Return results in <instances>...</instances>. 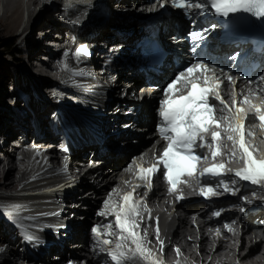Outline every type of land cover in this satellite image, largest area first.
<instances>
[{
	"label": "bare ground",
	"instance_id": "bare-ground-1",
	"mask_svg": "<svg viewBox=\"0 0 264 264\" xmlns=\"http://www.w3.org/2000/svg\"><path fill=\"white\" fill-rule=\"evenodd\" d=\"M44 1L0 0V38L9 34L7 41L10 42L14 36L21 37L27 33L22 39L24 47H18L16 50L24 55L18 60L28 68L25 70L28 71L26 73L23 68L14 64V58L9 61H0V140L1 137H4L6 145L5 149H0V249H3L0 251V264H68L70 261L73 264H80L81 259L86 261L85 264H101L104 262L102 258L93 261L90 257L92 252L89 245L91 244L92 248L98 251L102 246L100 244L98 247L97 240L102 241L104 238L99 235L91 238V229L93 226L99 225V233L109 235V230L105 226L111 224V232H113L115 227L113 228L112 217L108 215L101 217L96 213L102 211L100 207L105 200L109 199L110 195L112 202L116 200L118 190L121 189V181L123 183L130 181L133 185L140 184L139 177L135 178L134 174H130L129 176L132 175V177L128 176L125 180L122 176L116 175V171L124 164L123 155L131 149L130 139H124L122 136L124 132L120 130V125L136 124L140 121L139 118L123 121L119 114L111 112V106H120L123 102L113 100L105 106H96L85 95L70 89L73 87L77 91H81L86 83L85 80H91V76L79 72L69 73V71L61 70V67H56V62L62 61L59 57L60 52L67 46L60 43L63 40L61 36L50 39L51 34L48 31L56 30L57 32L59 27L54 24L59 22L62 23L60 28L70 29L71 24L66 18L71 19L79 13H85L86 8H79L78 0H64L65 12H63L60 6V2L63 0H59V5L56 0H52L48 5L41 6ZM141 1L122 0L120 7V1L112 0V4H110L104 0V16L93 14L89 10L92 15L84 27V32L88 33L87 39L91 43H96L98 39L108 41L109 36L115 35L109 21L113 20L119 26L129 25V28L120 29L118 36L125 39L126 45L132 43L138 38V35L130 25L142 17L140 13H137V6H142ZM69 2L73 4V7L66 9L65 5ZM130 2L132 4L128 6L127 4ZM135 4L136 7L133 9ZM106 12L107 14L116 12L119 16L116 17L113 14L114 16L109 18ZM33 15L36 18L31 20ZM98 20L105 22L107 27H97ZM72 28V31H77L82 37V28L80 30L79 24L73 25ZM40 35L46 42H51V45L45 47L43 43H39L37 38ZM3 42L1 41L0 44ZM82 43H86V41ZM113 45L116 44H111L109 48H112ZM11 52L12 50L8 47L3 50L5 54L11 55ZM77 65L80 70L84 63L79 60ZM91 67L97 69L96 63L93 62L85 70L90 71ZM116 68L118 67L113 66L112 70L114 71ZM127 74H131V72H127ZM33 75H36V79ZM59 79H63L61 85L58 82ZM8 84L10 86H7ZM2 85L11 90L12 94L18 98L15 106L10 107L12 102L7 106L8 98L5 99V97L10 95L3 91ZM40 87L46 88V96H51L53 106L51 103H47L45 96L43 97L39 93ZM226 88V83H224L221 93L223 100H227L229 97ZM236 90L237 93H242L247 90V87L243 82H236ZM65 98L74 100L71 103L72 107L67 105L64 108L61 107ZM13 99L10 98V100ZM148 101L146 100L139 109L140 113L148 111ZM2 103H4L3 106ZM57 103H59L58 106H56ZM125 105L127 108L131 107V105ZM54 110L58 111L59 122L53 119ZM100 112L101 115H98ZM235 113L236 111L229 110L224 112V115L232 118ZM47 114H49L50 121L48 119L41 123L42 117ZM26 115L29 119H26ZM82 118L87 121H83ZM155 120V117L154 120L151 118L149 121L144 119L146 125L140 122L137 130L151 139L153 131L146 130V127H150ZM116 121H121L118 126L114 125ZM59 123L66 139L72 143L69 148L70 156L79 149L87 151L105 149L99 156L101 159L97 160L98 162L104 161V168L98 178L92 179L91 186L85 179L89 178L93 171H88L79 177L80 167L77 163L70 160L67 167L60 168L56 162L57 152L49 139L55 135L64 137L63 133L58 131ZM9 130L12 131V134L7 135ZM54 130H57L56 134ZM145 131L147 132L145 133ZM112 132L113 137L110 136ZM92 135L99 136V141L92 140ZM117 135L121 136L116 141L113 140ZM64 146L67 149L68 145ZM114 147L115 149H113ZM42 156L47 161L45 169L40 165ZM155 182L156 195L162 193V190L157 177H155ZM74 185L77 186L76 191L67 190ZM39 192H47V194L38 195ZM258 194L259 191L255 190L252 194H241V197L225 202L213 201L206 206H201L199 202L192 201L176 207L182 212L185 209L199 208V205L200 209L208 208L209 210L208 213L204 211L196 215H189L191 217H187L185 213L181 215L176 209L174 213L173 210H169L170 220L167 224H169L172 236V246H169L166 251L169 263L264 264V225L263 227L259 226L260 222H264V211L259 210L260 204L254 202L243 216L240 218L237 216L239 210L245 206L244 203L256 201ZM33 195L36 197H32ZM60 198L66 203L69 199L71 205L78 206L71 212L75 213L77 217L75 220L67 219L62 230H59L58 226L60 217H50L53 214V209L59 204ZM133 202H135L134 199ZM232 204L239 207L234 212L233 218L242 220V225L231 227L232 231L223 228L220 235L217 236L216 230L219 222L210 220L212 211ZM145 213L146 211H144L143 220L140 222L142 229L145 228ZM189 213L191 214L192 211ZM62 215L65 218H72V214L65 211L62 212ZM57 232L59 234H55ZM48 233L55 234V236ZM238 233H240L239 239L236 238ZM7 242L8 244H4ZM41 243L44 244L46 251H37L39 255L31 253L33 248L36 249ZM236 243H239L237 251H235ZM173 246L175 248L174 257L172 256L174 252L171 251ZM7 249L9 252H5ZM128 249L126 245L124 249L126 254H130ZM65 253H68L70 258L66 257ZM181 254L183 257L180 258ZM55 255L58 257L52 258ZM138 264L148 263L145 260H139Z\"/></svg>",
	"mask_w": 264,
	"mask_h": 264
},
{
	"label": "snow or ice",
	"instance_id": "snow-or-ice-1",
	"mask_svg": "<svg viewBox=\"0 0 264 264\" xmlns=\"http://www.w3.org/2000/svg\"><path fill=\"white\" fill-rule=\"evenodd\" d=\"M92 0H78V3L91 6ZM211 8L214 10L215 15L219 17H228L230 13H251L256 17H264V0H209ZM161 7L165 5L160 4ZM173 8L182 9L187 11L190 8H195L201 12L205 11L203 3H191L190 0H171ZM71 2L65 5V8H72ZM72 25L80 23L79 19L70 21ZM204 33L191 31L189 36L193 43L198 42V38L202 39ZM193 52L196 48L193 47ZM64 57H69V51L63 53ZM77 61L83 57L90 55L87 46L81 45L71 53ZM61 70L72 71L69 63L64 60L61 61ZM228 81L231 82L232 77L229 76ZM213 80H220L216 75V69L210 67L209 64L204 63L202 60L192 63L191 66L186 67L175 75V78L163 89V97L159 100L158 108V122L156 132L159 138L166 142L162 146V151L159 155L154 156V163L151 167L144 168L140 165V179L147 181V187H153V177L158 172L157 163L162 165L163 179L170 185L169 192L176 190L177 184L180 183L182 176L193 177L197 173V162L207 160L208 156L197 154L198 150L205 147L211 150L213 159L221 155V150L217 146L213 148V144L221 138L219 131H212L211 128H219L220 124L214 116V104L209 102L210 96L214 94V101H219L224 105V100L221 99L220 83H210ZM183 81L186 93L181 91L178 93L177 85ZM227 107V105H225ZM255 107V106H254ZM242 108H237L235 115L232 117L234 123L227 125L226 131L230 133H237L238 139L233 135H228V140L233 141L234 144L239 145L242 150L245 166L234 173L235 179L231 180L234 186L238 181H245L253 186L264 188V160H257L253 157V153L249 151L245 143V119L249 122L256 120L264 123V112H261L259 107H256L258 115L248 117ZM228 119V117H223ZM211 131V143H205V134ZM251 134V133H249ZM66 151V149H65ZM232 152V156H235ZM143 159V158H141ZM131 170V168L129 169ZM225 170V164L212 163L210 166L205 167L199 172V177L206 178H220L217 182V187L214 188L210 184L207 187H201L200 195L208 197H216L222 193L217 188H222L224 193H232L235 195L239 192V188L229 186V183L222 177V172ZM231 171V169H228ZM186 183V181H185ZM140 187V185H134ZM182 199V197H177ZM247 201V198H245ZM251 203V201H247ZM143 200L133 202V193L129 192L123 196V203L117 205L112 202L111 195L108 200L104 201V210L97 213V215L104 217L114 214L115 226L120 229L122 235L117 237L118 242L114 247H99L102 243L105 246L112 244L110 239H104L102 242L97 240V245L101 253L106 252L110 264H138L139 260H150L151 264H160L159 261L152 259L151 248L145 246L147 238V229H144V236L141 237V221L143 220L144 211H150L144 206L143 210L141 205ZM241 212L245 211L244 208L240 209ZM215 216H219L220 212H215ZM99 225L93 226L91 232L94 237L99 235ZM109 230L110 236H116V233L111 232L112 225L105 226ZM229 231H232L230 225L224 226ZM159 238V229L156 232ZM216 235H220L219 229L216 230ZM131 241L135 246L133 249H128L130 254H126V241ZM163 248V241H160ZM3 251V249H0ZM179 252V249H177Z\"/></svg>",
	"mask_w": 264,
	"mask_h": 264
},
{
	"label": "rangeland",
	"instance_id": "rangeland-1",
	"mask_svg": "<svg viewBox=\"0 0 264 264\" xmlns=\"http://www.w3.org/2000/svg\"><path fill=\"white\" fill-rule=\"evenodd\" d=\"M52 0H45L44 1V3L43 4H41V6L43 5V6H45V5H48V3H50ZM112 0H107V3L109 2L110 4H112V2H111ZM114 2H116V1H120V3H119V6L121 7V1L122 0H113ZM56 2L58 3V5H59V0H56ZM130 4H132L131 2L129 3V4H127L128 6H130ZM36 10V9H35ZM139 12V10H137V13ZM116 17L117 16H119V15H117L116 14V12H114L113 13ZM113 14H110V13H108V15H107V17H109V18H112V16H114ZM130 17V19H132V17L131 16H129ZM36 18V16L35 15H33V17H32V19L31 20H34ZM119 19V18H118ZM93 20V19H92ZM111 23V25H119L117 22H113V20H109ZM98 22H99V24H98V26L97 27H99V28H102V27H104V26H107V24L105 25V22H103V21H101V20H98ZM55 26H57L58 24H54ZM124 25V24H123ZM58 27V26H57ZM56 30H52L51 32H55ZM27 34V33H26ZM26 34H24L23 36H21V37H16V36H14L13 37V39L10 41V42H8L7 41V38H8V36H9V34H6L5 35V37L4 38H0V42L2 41H4L3 43H1L0 44V61H2V60H11L12 58H14L15 59V65L16 66H19V67H21V69L23 68V70L25 71V70H28V68H26V67H24V64L22 65V63L18 60L20 57L21 58H23L24 57V55L22 54V53H20V52H18L16 49L18 48V47H24V43H23V41H22V39H23V37L24 36H26ZM6 39V40H5ZM50 39H52V37L50 38ZM32 41V40H31ZM22 44V45H21ZM9 48V49H11L12 50V52H11V55L10 54H5V53H3V50H4V48ZM48 50H50V49H48ZM14 51V52H13ZM49 53H50V51H48ZM47 52V53H48ZM12 53H14V54H12ZM49 55H51V54H49ZM60 57V56H59ZM42 68H46V67H42ZM26 73L28 72V71H25ZM32 76V75H31ZM33 77L36 79V75H33ZM33 81H35V80H33ZM59 82V81H58ZM3 86V91H6L7 92V94L8 95H10L9 97L8 96H6L5 97V99L6 98H8L7 99V106H8V104L10 103V102H12V105H10V107H12V106H15L14 104L18 101V98L15 96V94H12V91L11 90H8L7 89V87L6 86H4V85H2ZM7 86H10V84H8ZM5 87V88H4ZM46 89V88H45ZM45 89H42V87H40L39 88V93L44 97L45 96V99L47 100V103H51V105L53 106V100H51V96H46L47 94H46V92H45ZM42 90V91H41ZM19 97H21V95H19ZM10 98H14L13 100H10ZM20 102V101H19ZM55 102V101H54ZM4 105V103H2V106ZM65 105L66 104H64L62 107L64 108L65 107ZM43 116V115H42ZM48 116H49V114H47V115H45V116H43L42 117V119H43V121L41 122V123H44V122H46L49 118H48ZM46 118V119H45ZM26 119H29V118H27V115H26ZM82 120L83 121H87V119H83L82 118ZM49 121H50V119H49ZM120 122L121 121H116L115 122V126H118L119 124H120ZM148 129V127H146V130ZM8 134H12V131H10L9 130V132L7 133V135ZM112 134H113V132H112ZM106 135V134H105ZM49 136V135H48ZM59 136H61V135H59ZM50 137V136H49ZM99 136H95V135H92V140H94V141H96V142H98L99 141ZM31 139V138H30ZM6 148V145L5 144H2L1 142H0V149H5ZM113 149H115V147L113 148ZM82 151V150H81ZM105 150H101V152H104ZM86 152H88L87 150H83V154H85ZM45 159V157H41L40 158V165L42 166V168H44L45 169V167L43 166V160ZM3 194V193H2ZM77 194H79L78 192H77ZM201 206H203V205H201ZM84 208V207H83ZM66 215V214H65ZM64 215V216H65ZM53 236H55V235H53ZM4 244H8V242L7 243H4ZM54 244V243H53ZM41 245V246H40ZM39 246L41 247H36V249H34L33 248V250L31 251V253H33L34 255H39V253L37 252V251H39V250H43V251H46V248H45V246H44V244L43 243H41ZM43 247V248H42ZM5 249L7 248V246L5 245V247H4ZM38 248V249H37ZM5 252H9V249H7ZM66 254V257H68V253H65ZM48 255V254H47ZM52 257V256H51ZM58 257V255H55V256H53L52 258H57ZM185 264H188V263H185Z\"/></svg>",
	"mask_w": 264,
	"mask_h": 264
},
{
	"label": "clouds",
	"instance_id": "clouds-1",
	"mask_svg": "<svg viewBox=\"0 0 264 264\" xmlns=\"http://www.w3.org/2000/svg\"><path fill=\"white\" fill-rule=\"evenodd\" d=\"M50 31V30H49ZM54 33H56V31L55 32H50V34H51V36L54 34ZM49 141H51V139H49ZM48 142V141H47ZM77 155H74L73 157L75 158Z\"/></svg>",
	"mask_w": 264,
	"mask_h": 264
},
{
	"label": "trees",
	"instance_id": "trees-1",
	"mask_svg": "<svg viewBox=\"0 0 264 264\" xmlns=\"http://www.w3.org/2000/svg\"><path fill=\"white\" fill-rule=\"evenodd\" d=\"M14 52V51H13ZM12 54H14V53H12ZM52 54V53H51Z\"/></svg>",
	"mask_w": 264,
	"mask_h": 264
}]
</instances>
